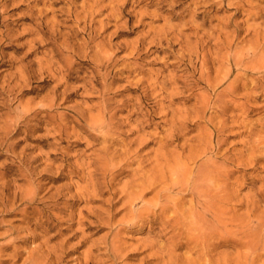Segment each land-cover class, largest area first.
<instances>
[{"label": "rangeland", "instance_id": "374dc122", "mask_svg": "<svg viewBox=\"0 0 264 264\" xmlns=\"http://www.w3.org/2000/svg\"><path fill=\"white\" fill-rule=\"evenodd\" d=\"M92 6L88 29L75 15L90 20ZM256 48L264 0H0V264H159L153 244L171 237L170 214L146 210L195 162H216L228 229L264 224V155L249 156L255 138L264 148V92L253 88L263 73L233 61ZM238 76L233 109L216 115ZM181 194L186 211L193 197ZM220 232L229 241L212 264H247Z\"/></svg>", "mask_w": 264, "mask_h": 264}, {"label": "bare ground", "instance_id": "6f19581e", "mask_svg": "<svg viewBox=\"0 0 264 264\" xmlns=\"http://www.w3.org/2000/svg\"><path fill=\"white\" fill-rule=\"evenodd\" d=\"M69 1L71 2L72 5L74 4V0H69ZM93 2H95V1H93ZM93 4L95 5L96 3H93ZM82 9H84V8H82ZM93 9H94V6L90 7V9H87V10H91L89 13L91 16L90 20H88L89 18L87 19L85 17L80 18L81 16L76 14L75 15L76 21L78 23H80L82 21V19H85V25H86V27L88 26V29H89V27L91 26V23L93 22V20H92V16L94 14ZM68 12H70L71 14L73 13L72 11H68ZM91 12H92V15H91ZM87 23H88V25H87ZM90 28L92 29V27H90ZM89 39H90L89 41H92V37H89ZM159 41H160V43H162L163 42L162 38L161 39L159 38ZM87 44H88V42H87ZM62 48H63V46H62ZM70 49L71 48L64 47V49H63L64 51L61 49L59 53L62 54L64 52H68V51H70ZM86 49H87V47H86ZM258 49L259 48H256L255 51L252 53L254 58L250 62H246V59H244V57L243 58H234L233 61L235 63L234 64L235 68L240 69V68L245 67V69H243L245 71V75H250L249 70L252 72L263 73V76L258 78V81L254 85L253 88L261 89L264 92V54L256 55L259 53V52H257ZM80 50H81V48H80ZM255 52H256V54H255ZM195 54H197V53H195ZM182 57L183 56H181V58ZM53 58H55V57H53ZM191 69H192V67L189 66L187 71H190ZM232 72H233V70L229 71L230 74L227 76V78L230 77ZM107 77L108 76H104V78H103L104 79L103 86H104V90H106V91L109 88V86L107 85V80H108ZM173 78H174L173 82L175 84H179L180 79H177L176 77H173ZM239 81H240V77L238 76L229 85L227 90H225V91H227L226 93L223 92L221 94H218V99L215 102L216 104H218L216 115H221V114L225 115L227 112H229L230 110L233 109L232 105H230V103H232V101L234 100L232 98L242 88L241 86L238 85ZM198 84H199V82L195 81L193 85H194V87H196ZM186 87H187V85H186ZM246 87H248V86L243 87V89L244 88L246 89ZM213 92H215V91L213 90ZM251 98L257 99L256 96L251 97ZM208 99H210V98L208 97ZM227 99H231L232 101L230 100L231 101L230 102ZM205 100H206V97H205ZM205 100H202V101L206 102ZM209 103H210V100H209ZM105 104L106 105L104 107L105 108L104 112L106 115V113L111 112L112 108L110 109L109 103H105ZM206 104H207V102H206ZM205 107H206V105H205ZM205 115H206V113H205ZM109 116H111V115H109ZM105 118H107V119L103 120L102 124H100L101 125L100 127L105 129V131L108 130L110 132L111 131L110 126H111L112 117L109 118L108 116H105ZM106 133H107V131H106ZM262 135L263 134H261V135L257 134L258 138ZM106 137L103 136L105 141H108V139ZM167 137H168V139L169 138L170 139L169 140L165 139L164 144L169 145L172 142L170 140L174 139L173 137H176V135L170 134ZM178 137L179 136L177 135L176 138H178ZM262 138H260V140ZM255 139L251 142L252 146L249 147L250 161L251 160L252 161H259V156H256L257 152H259L260 155H264L263 154L264 148L261 146L258 147V145H260L261 143L258 145L255 144V143H258V140H255ZM262 140H261V142L264 144V141H262ZM263 160H264V158H263ZM195 165L196 166H195L194 170H192L190 172H188V171L184 172L183 171V174L179 175L178 178H176V179L172 180V182H170L171 186L169 188H166L163 192L159 193L158 199H157L158 202L153 205V207H155L156 210L155 209H147L146 210V211L149 210L150 214H156L158 211H160L159 215L161 217H163V215H165L167 213L170 214L168 217L167 216L165 217V224L167 225V228L165 227V230L166 229L168 230L170 228V231L168 232V234H171V237H169L167 239H165V237H163L162 239H159V240H161L160 242L153 244V246L158 248L156 255L159 256V258L161 260V262L159 264H212V261L209 258L210 256H212V252H214L215 250H217L218 248H220L222 246H225L227 241H229V239L228 240L225 239L226 237H224V234L220 232V230L222 231V229L225 230L224 233H226L227 235H231V237L233 236L234 238L236 237L235 239H237V240H232V243L234 246H237V247L242 246V247H245L247 249L246 250L247 252L243 253V254H245V256L242 255V256H244L245 260L247 261V264H256L255 263V262H257L256 260L259 259V261H260L261 257L264 256V234H263L264 224H258V225L250 226V227H249V225H247V227H249V229L246 227L248 230H245L242 232L239 229H238V231L237 230L233 231L232 229H228L230 227L231 223L229 224L226 221H222V219H223L222 218L223 217V212H222L223 211V209H222L223 208L222 207L223 196H222V193L224 192V190H222V187L219 185V183L222 180V177H221L219 172H216L217 169L215 168V166H216L215 160L205 161V163H202V164H198L195 162ZM108 168H109V166H108ZM108 168L106 167V169H108ZM176 169L177 168H175V170ZM151 172H153V170ZM157 173H159V171ZM168 173L170 174L169 170H168ZM137 174H138V172H137ZM153 175H152V177H153ZM150 176H149V178H150ZM170 176H171V174H170ZM222 176H223V172H222ZM142 177L145 178V176H142ZM149 178L146 181L152 187L153 184H155V181H157V177L156 178L153 177L152 179H149ZM170 180H171V178H170ZM142 181H144V180H142ZM142 181H141L140 185L144 186L145 184H147L146 182H142ZM148 184L146 187L149 186ZM135 191L137 192V190H135ZM181 193H185L184 194L185 196L189 194L193 197V200L191 201L192 204L190 203V207H188L189 209H187L186 211H183V209L180 207V203H181L182 198H183L182 197L183 195ZM132 194H133V192H132ZM122 195H124V194H122ZM177 196H179V197L177 198ZM261 196H264V193ZM137 199L141 200V197H138ZM256 199H257V197H255L254 201L253 200L252 201L254 202L255 205H258L260 203V200H256ZM146 211L138 212L136 214L137 219H140V218L144 219L145 216H147L149 214L148 212H147L148 213L147 214ZM252 222L250 221V223H252ZM220 225L221 226L223 225L224 228H222ZM234 225H235V223L233 222V227H234ZM255 231H258L257 237L255 236L256 235L254 233ZM259 231H261V233H259ZM165 235L168 236L167 233ZM159 236H160V238L162 237L161 235H159ZM228 238H230V237H228ZM191 245H195V247L193 249H190ZM227 245H229V244H227ZM183 249L188 250L187 253L189 254L190 257L187 258L185 256H181L178 253L180 250H183ZM196 249H198V250H196ZM194 253L199 255V260H201V263H199V260H197V261L193 260L191 255ZM113 254L116 255V257H117L118 253L115 251ZM32 255H34V254H32ZM222 257L220 258L221 262H218L217 264H231V262H229L231 260H229L227 258L228 256L225 257V258H227V260L222 259ZM114 258H115V256H114ZM152 259H153V257H152ZM151 261H153V260H151ZM29 263L30 264H44V262H39V263L35 262L34 258H32L29 261ZM235 264H237V263H235Z\"/></svg>", "mask_w": 264, "mask_h": 264}]
</instances>
